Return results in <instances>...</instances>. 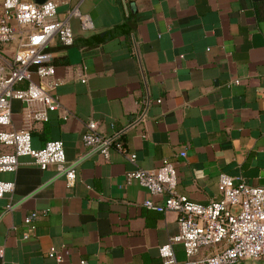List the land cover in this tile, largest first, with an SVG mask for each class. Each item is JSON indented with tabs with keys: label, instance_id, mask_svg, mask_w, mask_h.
Here are the masks:
<instances>
[{
	"label": "crops",
	"instance_id": "1",
	"mask_svg": "<svg viewBox=\"0 0 264 264\" xmlns=\"http://www.w3.org/2000/svg\"><path fill=\"white\" fill-rule=\"evenodd\" d=\"M55 1L74 43L49 44L60 108L30 130L36 149L64 142L77 180L70 186L57 166L42 169L28 155L0 173L15 183L0 197V264H163L159 247L178 233V216L145 205L166 194L129 172L169 159L177 191L198 203L221 198L222 173L264 187V0ZM14 52V43L0 44V72L12 68ZM12 113V127L25 129L20 100ZM89 120L118 134L136 160L86 146ZM176 255L185 258L181 246Z\"/></svg>",
	"mask_w": 264,
	"mask_h": 264
},
{
	"label": "built area",
	"instance_id": "2",
	"mask_svg": "<svg viewBox=\"0 0 264 264\" xmlns=\"http://www.w3.org/2000/svg\"><path fill=\"white\" fill-rule=\"evenodd\" d=\"M72 13L80 16L84 28H92L88 15L80 14L77 8ZM55 38L65 47L74 43L70 24L57 18L55 0L42 3L0 0V44H15L14 65L8 72H0V144L6 149L0 152V173L16 170L19 158L28 155L42 169L57 166L72 186L77 180V170L67 165L64 142L54 139L36 149L30 130L34 123L48 121L50 112L60 108L54 94L60 85L55 77V54L48 50ZM14 99L24 104L25 129L12 127ZM67 117L66 113L63 118ZM82 140L105 156L116 149L131 161L136 160L137 155L126 149L118 134H102L94 120L86 122ZM180 155L186 156V151ZM133 178L153 194H166L161 205L154 206L151 201H146L145 205L159 211H172L178 216V233L159 247L163 264H250L264 260V187L252 186L243 179L222 173L218 182L221 198L209 203L194 202L177 191L178 175L175 164L169 159L154 170L139 168L129 172L128 179ZM14 188L13 181L0 180V197ZM235 206L238 209L234 211ZM38 217L36 211L26 221ZM177 246L185 252L183 260L176 255ZM49 256L62 260L54 248Z\"/></svg>",
	"mask_w": 264,
	"mask_h": 264
},
{
	"label": "rangeland",
	"instance_id": "3",
	"mask_svg": "<svg viewBox=\"0 0 264 264\" xmlns=\"http://www.w3.org/2000/svg\"><path fill=\"white\" fill-rule=\"evenodd\" d=\"M237 209H238L237 206L233 207V210H234V211L237 210ZM250 264H264V260L254 261V262H252V263H250Z\"/></svg>",
	"mask_w": 264,
	"mask_h": 264
},
{
	"label": "water",
	"instance_id": "4",
	"mask_svg": "<svg viewBox=\"0 0 264 264\" xmlns=\"http://www.w3.org/2000/svg\"><path fill=\"white\" fill-rule=\"evenodd\" d=\"M36 2H38V3H42V2H44L45 0H35Z\"/></svg>",
	"mask_w": 264,
	"mask_h": 264
}]
</instances>
